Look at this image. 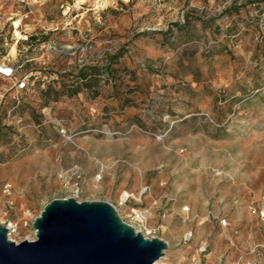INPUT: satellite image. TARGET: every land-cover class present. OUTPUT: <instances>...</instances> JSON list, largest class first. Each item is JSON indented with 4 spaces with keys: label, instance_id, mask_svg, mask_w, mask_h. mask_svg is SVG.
<instances>
[{
    "label": "rangeland",
    "instance_id": "374dc122",
    "mask_svg": "<svg viewBox=\"0 0 264 264\" xmlns=\"http://www.w3.org/2000/svg\"><path fill=\"white\" fill-rule=\"evenodd\" d=\"M2 63L12 242L74 198L147 210L158 264H264V0H0Z\"/></svg>",
    "mask_w": 264,
    "mask_h": 264
},
{
    "label": "water",
    "instance_id": "95a60500",
    "mask_svg": "<svg viewBox=\"0 0 264 264\" xmlns=\"http://www.w3.org/2000/svg\"><path fill=\"white\" fill-rule=\"evenodd\" d=\"M35 240L16 244L0 224V264H156L168 244L145 239L101 201L54 199L32 223Z\"/></svg>",
    "mask_w": 264,
    "mask_h": 264
},
{
    "label": "built area",
    "instance_id": "2783aa9c",
    "mask_svg": "<svg viewBox=\"0 0 264 264\" xmlns=\"http://www.w3.org/2000/svg\"><path fill=\"white\" fill-rule=\"evenodd\" d=\"M15 72H16V69H13L12 67H7L3 63L0 64V77L7 79V80H10L14 77ZM25 85H26L25 82H20L18 84L17 89H23V88H25ZM132 198H134V197L131 194L127 195L124 199V204H126ZM184 211H189L188 207H186L184 209ZM252 211L254 213H256L260 219H264V206H262L258 210L252 209ZM128 217L130 220H129V223H126V224L130 225L134 229L135 232L141 233L145 239L158 238V236H157L158 229L147 228V220L149 218V213L147 210L139 209V208H132L130 210ZM4 226L6 227V229L8 231V234H7L8 236H10L12 233H14V231H15V225L14 224H12L11 222H7ZM190 237H191V233L186 234L183 237V240L188 241L190 239ZM204 250L205 249L202 248L200 250V252L202 253V252H204ZM156 264H158V263H156ZM190 264H200V262L197 260L196 257H193L191 259Z\"/></svg>",
    "mask_w": 264,
    "mask_h": 264
},
{
    "label": "bare ground",
    "instance_id": "6f19581e",
    "mask_svg": "<svg viewBox=\"0 0 264 264\" xmlns=\"http://www.w3.org/2000/svg\"><path fill=\"white\" fill-rule=\"evenodd\" d=\"M11 52L13 53V52H14V49H12ZM127 195H129V193L124 192V193L121 195V198L124 197V199H125V197H126ZM124 199H123L122 202H124ZM164 256H165V253H164ZM161 259H162V258H161Z\"/></svg>",
    "mask_w": 264,
    "mask_h": 264
},
{
    "label": "crops",
    "instance_id": "0c3cea01",
    "mask_svg": "<svg viewBox=\"0 0 264 264\" xmlns=\"http://www.w3.org/2000/svg\"><path fill=\"white\" fill-rule=\"evenodd\" d=\"M166 241V240H165Z\"/></svg>",
    "mask_w": 264,
    "mask_h": 264
}]
</instances>
